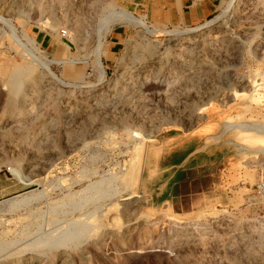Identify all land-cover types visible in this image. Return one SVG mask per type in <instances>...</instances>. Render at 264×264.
Masks as SVG:
<instances>
[{
  "label": "rangeland",
  "instance_id": "rangeland-1",
  "mask_svg": "<svg viewBox=\"0 0 264 264\" xmlns=\"http://www.w3.org/2000/svg\"><path fill=\"white\" fill-rule=\"evenodd\" d=\"M140 1L0 0V264H264V0Z\"/></svg>",
  "mask_w": 264,
  "mask_h": 264
},
{
  "label": "crops",
  "instance_id": "crops-1",
  "mask_svg": "<svg viewBox=\"0 0 264 264\" xmlns=\"http://www.w3.org/2000/svg\"><path fill=\"white\" fill-rule=\"evenodd\" d=\"M177 1V0H174ZM179 6L174 8V12L177 15L178 18L184 20L185 22L188 23H193L195 21L198 20H202L203 18L207 17L211 11L213 10V0H200L198 2L189 0L187 3H183L182 0H179ZM136 4V9L139 8V6L142 7V11H147V14H144L143 16L148 17V11H151L152 13L158 14V12L161 13V15L164 12V17H169L170 15H172V13L170 12V8H166L165 6H161L160 4L156 3L155 0L152 1H147V0H142L140 2H134ZM167 4H169L167 2ZM176 10V11H175ZM113 37H117V34H115ZM38 38L40 39V41L42 43L45 44H52L53 40L50 38V36H48L47 33L38 34ZM4 180L3 176L0 175V181ZM10 177H5V181H9ZM9 183V182H6ZM6 189V187H3L2 185H0V200L2 198H4V193L3 190ZM23 188L20 189H15L13 191H11V194L17 193L19 191H21ZM218 195V194H217Z\"/></svg>",
  "mask_w": 264,
  "mask_h": 264
},
{
  "label": "bare ground",
  "instance_id": "bare-ground-1",
  "mask_svg": "<svg viewBox=\"0 0 264 264\" xmlns=\"http://www.w3.org/2000/svg\"><path fill=\"white\" fill-rule=\"evenodd\" d=\"M120 15H123L126 20L128 19L129 21L133 22L135 25L137 26H143L147 32H149L150 34L152 35H157L158 33H161L162 30L160 29H155V28H151L148 24H146V22L136 16H134L133 14H130L129 12H125V11H120L119 13ZM216 21V19H212V20H209L207 21L204 25H211L212 23H214ZM108 34V33H107ZM202 37V36H200ZM200 39V38H198ZM201 40V39H200ZM101 46L102 44L100 43V46H99V49H98V57H99V60H100V57L102 55V50H101ZM99 62V61H98ZM102 63V62H100ZM101 67V66H100ZM19 89V88H18ZM137 136V134H136ZM142 139V138H141ZM145 139V138H144ZM148 140V139H146ZM264 150V149H263ZM127 186V185H126Z\"/></svg>",
  "mask_w": 264,
  "mask_h": 264
},
{
  "label": "built area",
  "instance_id": "built-area-1",
  "mask_svg": "<svg viewBox=\"0 0 264 264\" xmlns=\"http://www.w3.org/2000/svg\"><path fill=\"white\" fill-rule=\"evenodd\" d=\"M61 32H62V36H66L67 33H68L66 29H62ZM8 170H9L10 173H11L10 168H8ZM259 189H260V193H261V195L264 196V180L260 183V185H259Z\"/></svg>",
  "mask_w": 264,
  "mask_h": 264
}]
</instances>
